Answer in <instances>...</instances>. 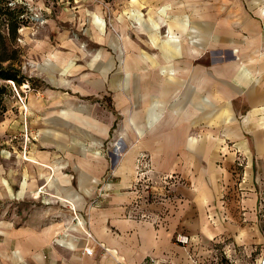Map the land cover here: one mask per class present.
I'll return each mask as SVG.
<instances>
[{"label": "crops", "instance_id": "0c3cea01", "mask_svg": "<svg viewBox=\"0 0 264 264\" xmlns=\"http://www.w3.org/2000/svg\"><path fill=\"white\" fill-rule=\"evenodd\" d=\"M181 1L158 8L161 1L145 0L161 22L128 12L135 27L155 31L152 43L167 32L158 70L142 69L158 63L141 48L122 68L117 53L84 72L87 86H71L64 68L62 85L33 104L37 138L25 169H0V202L34 201L28 210H0V264H187L186 254L206 242L213 250L225 243L226 253L257 250V263L264 0ZM91 15L104 32L105 19ZM142 154L169 177L144 191L145 200L131 190ZM178 233L188 245L175 241Z\"/></svg>", "mask_w": 264, "mask_h": 264}, {"label": "rangeland", "instance_id": "374dc122", "mask_svg": "<svg viewBox=\"0 0 264 264\" xmlns=\"http://www.w3.org/2000/svg\"><path fill=\"white\" fill-rule=\"evenodd\" d=\"M124 1L0 0V69H15L23 80L19 86L12 80L0 79V86L4 87L0 97V169L27 167L30 145L38 133L34 132L36 126H32L31 107L47 100L48 92L62 85L64 68L71 69L65 79L71 86L80 87L90 84L84 72L107 66L117 53L120 68L126 64L123 62L126 55H133V51L139 53L140 48L158 63L156 67L144 64L142 69L154 71L163 66L159 46L167 32L163 28L159 30L154 44L150 34L155 31L138 28L136 23L135 27L128 13L130 9H139L147 21L151 17L161 22L163 18L156 10L163 5V0H158L161 1L158 8L149 9L144 8L145 0ZM181 2L189 4L185 0ZM91 13L105 19L104 32L93 22ZM121 80L123 82L124 78ZM79 98L82 97L78 95ZM240 161L237 159L238 163ZM33 201V198H25L17 204L16 198H12L7 203L1 201L0 210L8 213L28 210ZM224 246L225 243H219L213 250L207 242L202 243L200 248L191 250L193 258L186 254L187 264H204L201 261L205 264H255L257 250L244 253L239 247L235 252L226 253Z\"/></svg>", "mask_w": 264, "mask_h": 264}, {"label": "built area", "instance_id": "2783aa9c", "mask_svg": "<svg viewBox=\"0 0 264 264\" xmlns=\"http://www.w3.org/2000/svg\"><path fill=\"white\" fill-rule=\"evenodd\" d=\"M168 176L159 175L153 172V169L150 167L147 157L145 154H142L138 160V171L136 182L133 183L132 192L136 195L137 199L145 200L146 196L143 192H149L151 186L154 184L165 183L168 179ZM88 237H93L92 233L87 230L85 231ZM264 234V229H263ZM190 237L185 234L178 233L175 236V241L183 246H186L190 242ZM151 264H165V262H156L154 259L150 258ZM256 264H264V252L259 257Z\"/></svg>", "mask_w": 264, "mask_h": 264}, {"label": "trees", "instance_id": "16d2710c", "mask_svg": "<svg viewBox=\"0 0 264 264\" xmlns=\"http://www.w3.org/2000/svg\"><path fill=\"white\" fill-rule=\"evenodd\" d=\"M0 79H5V80H12L19 86L22 85V77L20 73L17 70H12L9 68H1L0 69ZM4 92V87L0 86V97Z\"/></svg>", "mask_w": 264, "mask_h": 264}]
</instances>
